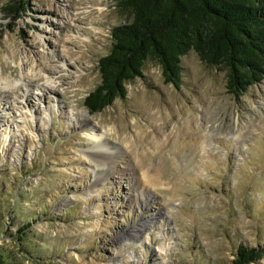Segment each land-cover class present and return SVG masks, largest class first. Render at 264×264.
Instances as JSON below:
<instances>
[{"label":"rangeland","instance_id":"374dc122","mask_svg":"<svg viewBox=\"0 0 264 264\" xmlns=\"http://www.w3.org/2000/svg\"><path fill=\"white\" fill-rule=\"evenodd\" d=\"M17 1L0 0L7 264H231L239 245L264 253V79L230 94L227 71L192 50L178 87L150 58L125 99L92 114L99 60L131 13L121 0H26L6 17ZM96 154L114 158L98 167Z\"/></svg>","mask_w":264,"mask_h":264},{"label":"trees","instance_id":"16d2710c","mask_svg":"<svg viewBox=\"0 0 264 264\" xmlns=\"http://www.w3.org/2000/svg\"><path fill=\"white\" fill-rule=\"evenodd\" d=\"M26 0L3 7L17 18ZM132 20L111 30L112 44L99 60L100 85L86 97L92 114L102 112L118 98L127 97V85L143 73L153 58L163 67L166 83L182 84V58L195 51L207 65L227 71V91L241 96L264 79V0H121ZM28 223L17 231L27 236ZM262 249V248H261ZM262 253L239 245L231 264H250ZM11 255L0 250V264Z\"/></svg>","mask_w":264,"mask_h":264},{"label":"bare ground","instance_id":"6f19581e","mask_svg":"<svg viewBox=\"0 0 264 264\" xmlns=\"http://www.w3.org/2000/svg\"><path fill=\"white\" fill-rule=\"evenodd\" d=\"M48 82H49V80H48ZM2 84L3 85H1V87L4 88L5 91H8V93L12 94L16 91V88H17L16 84L9 81L8 78H4V83H2ZM19 89H22V87H19ZM18 98H20V97H18ZM18 98H16V99H18ZM96 138H99V137L96 136ZM113 158H114L113 156H110V155L107 156V154L105 155V157L100 158V155L96 154V155H94L93 159H94V162L96 163V166L100 167V166H103L104 164L110 165V163H112V161H113L112 160ZM143 175L146 177V180L149 181V183H151V184H152V182H154L156 180V177H151V176H149L148 173H145Z\"/></svg>","mask_w":264,"mask_h":264}]
</instances>
